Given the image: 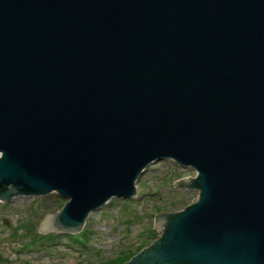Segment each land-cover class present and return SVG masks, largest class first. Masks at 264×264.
Segmentation results:
<instances>
[{"label": "water", "instance_id": "95a60500", "mask_svg": "<svg viewBox=\"0 0 264 264\" xmlns=\"http://www.w3.org/2000/svg\"><path fill=\"white\" fill-rule=\"evenodd\" d=\"M162 159L197 194L124 264H264V0H0L1 201L80 230Z\"/></svg>", "mask_w": 264, "mask_h": 264}, {"label": "rangeland", "instance_id": "374dc122", "mask_svg": "<svg viewBox=\"0 0 264 264\" xmlns=\"http://www.w3.org/2000/svg\"><path fill=\"white\" fill-rule=\"evenodd\" d=\"M194 176L192 169L169 159L149 164L136 181V197L110 199L89 214L81 230L88 239L84 243L80 237L71 242L60 233L56 234L61 236L54 238L51 235L53 237L49 239L35 230L37 221L65 203L55 192L0 201V264H109L122 261L161 236L162 232L154 228L157 214L177 212L191 203L196 190L173 187L177 180Z\"/></svg>", "mask_w": 264, "mask_h": 264}, {"label": "trees", "instance_id": "16d2710c", "mask_svg": "<svg viewBox=\"0 0 264 264\" xmlns=\"http://www.w3.org/2000/svg\"><path fill=\"white\" fill-rule=\"evenodd\" d=\"M140 248H138V250H139ZM137 250V251H138ZM137 251H135V252H137ZM134 252V253H135ZM133 254H130V255H128V256H126L122 261H118V262H112V263H110V264H121V263H123L124 261H126V260H128L131 256H132Z\"/></svg>", "mask_w": 264, "mask_h": 264}]
</instances>
